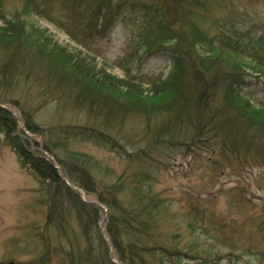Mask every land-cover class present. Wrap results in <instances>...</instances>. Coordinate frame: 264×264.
I'll return each instance as SVG.
<instances>
[{
    "label": "rangeland",
    "instance_id": "obj_1",
    "mask_svg": "<svg viewBox=\"0 0 264 264\" xmlns=\"http://www.w3.org/2000/svg\"><path fill=\"white\" fill-rule=\"evenodd\" d=\"M157 21L186 36L190 26L206 37L216 36L231 22L257 36L264 32V0H0V28L21 22L73 59L80 54L96 75H135L144 89L171 74L175 57L191 55L176 41L141 46L139 37L148 36ZM4 41L0 106L15 119L13 135L38 144L50 139L54 155L45 152V157L61 172L55 155L68 164V152L86 155L94 166L84 167L98 190L123 177L118 210L135 212L138 196L147 207L143 219L150 223L146 243L157 251L188 256L181 262L175 258L174 264H264V123L258 115L246 113L248 121L229 109V115L243 122L240 151H233L232 139H217L211 126L195 136L192 119L178 123L173 138L172 125L158 138L153 132L160 121H148L135 111L105 123L104 113L73 104L76 91L59 80V72L48 71L45 59L35 58L18 41ZM246 66L240 71V104L247 103L252 112L264 110V69L255 72ZM210 81L216 88L215 78ZM155 97L159 101L162 96ZM158 103L147 98L146 104ZM26 117L41 128L42 136L26 130ZM65 182L98 208L99 220L92 212L88 218L77 216L76 202L65 194L54 196L48 183L20 164L0 132V262L101 264L109 257L121 264L105 233L107 206L67 178ZM151 262L160 264L159 257Z\"/></svg>",
    "mask_w": 264,
    "mask_h": 264
},
{
    "label": "trees",
    "instance_id": "obj_2",
    "mask_svg": "<svg viewBox=\"0 0 264 264\" xmlns=\"http://www.w3.org/2000/svg\"><path fill=\"white\" fill-rule=\"evenodd\" d=\"M161 22L157 21L153 27L149 28L148 36L139 37L140 45L144 46L150 42V48H152L169 42L174 45L172 42L176 41V46L179 48L184 46L182 51H185L186 55L189 53L191 55L184 58L175 57L172 63L174 70L171 74L165 80L150 82L148 89L143 88L144 81H139L135 75L129 74L121 79L108 77L103 72V74L98 72L96 75L94 71L85 67L86 59L80 54L73 59L65 50L50 45L43 36L37 35L31 31L32 29L20 24L21 22H13L0 28V40H6L2 43L18 41L20 45L23 44L24 48H31L35 58L45 59L48 62L46 67L48 71L54 75L59 72V80L67 82L72 92L76 91L73 104H85L90 113L98 112L99 115L101 112L104 113L105 123L113 119H121L126 110L135 111L145 114L148 121L150 119L160 121V124L156 126V132L152 131L158 138L161 133H164L166 127L170 128L172 125L173 128L169 134L173 138L178 132V123L192 119L195 136L200 137L206 134L208 125L214 129L213 134H217V139H232L230 143L233 151H240L239 147H241V142H244L242 138L245 134H240L243 122L236 119V116L246 120V113L250 114L251 118L258 115V121L262 120L264 123V110L252 112L247 103L244 102L241 105L239 98L242 96L238 89L241 81L240 71L244 70L246 65L255 72L264 69V32L257 36H249L248 29L238 30L234 22H231L227 31L222 30L216 36L206 37L191 26L189 36H186L180 30L174 31L172 27H168L166 22ZM84 39L85 37L82 38ZM190 75L195 79H190L188 77ZM203 77L207 80L202 81ZM211 78L217 81L216 88L210 85ZM218 88L221 90V96ZM156 95L162 96L159 101L153 99ZM147 98L159 103L146 104ZM119 99H123L126 105L121 103L123 100ZM229 109L237 115L235 117L229 115ZM26 118L24 119L26 130L32 134L41 135V128L29 122L30 118ZM16 128L17 124L11 112L0 106V132L9 139L10 146L20 164L27 166L28 170L38 179L48 183L54 196L65 194L68 199H73L76 202L74 208L77 216L84 214L88 218L92 212L96 219H100L98 208L75 195L72 188L65 182L67 178L85 192L95 194L96 200L107 206L105 233L118 262L121 264H153L151 258L157 255L160 264H174L175 258H178L179 262L183 257L188 258L181 252L170 253L163 249L157 251L146 243L147 238L143 236H147L150 223L143 219L147 207L140 203L137 195L135 201L138 208L135 212L129 211L124 214V209H121L123 213L118 210L123 204L120 198L121 191L125 188L123 177L118 176L115 184H105L103 189L98 190L95 178L84 167L85 165L94 166L86 155L68 152L69 164L55 155L57 162L62 166V173L45 157V152L54 155L50 139L42 140L40 144L35 140L30 142L13 135ZM21 133L27 136L23 131ZM180 143L186 146L183 140ZM27 144H31L32 148L25 150ZM246 150L249 149L246 148ZM89 207L93 209H88ZM100 241L101 245L107 249V241L105 242L102 236H100ZM101 264L116 263L107 257Z\"/></svg>",
    "mask_w": 264,
    "mask_h": 264
},
{
    "label": "water",
    "instance_id": "obj_3",
    "mask_svg": "<svg viewBox=\"0 0 264 264\" xmlns=\"http://www.w3.org/2000/svg\"><path fill=\"white\" fill-rule=\"evenodd\" d=\"M0 264H15L13 261H8V262H0Z\"/></svg>",
    "mask_w": 264,
    "mask_h": 264
}]
</instances>
